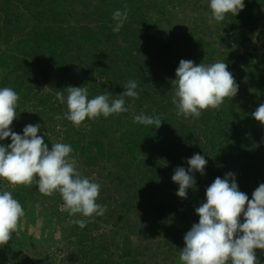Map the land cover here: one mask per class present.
Masks as SVG:
<instances>
[{"label": "trees", "instance_id": "16d2710c", "mask_svg": "<svg viewBox=\"0 0 264 264\" xmlns=\"http://www.w3.org/2000/svg\"><path fill=\"white\" fill-rule=\"evenodd\" d=\"M15 1L21 0L0 1V14H4V25H0V40L4 39V43H11L13 36L9 27L18 24L17 19L14 23L12 21L11 4ZM24 1L40 18L39 26L34 29L36 35L25 34L16 39L20 46L16 49L2 50L0 45V66L5 70L10 69V72H19L20 78L14 81L16 89L13 87L18 95L23 76H37L33 74L34 65L30 61V57L35 59V56L37 60L47 58L56 63L52 72L56 75H59L57 70L65 73L66 88L86 87L89 99L105 94V91L112 94L109 100L112 97L116 99L125 91V84L132 80L137 82L139 99L125 98L127 112L107 118L100 116L86 119L83 122L85 124L77 128L66 119L68 109L64 102L59 103L63 130H57L53 123H46L52 118L40 119L49 134L39 132L38 135L44 138L49 150L52 143L70 144L73 149L71 158L81 160V164H77L78 168H82L78 170L80 173L83 168L100 165L102 161L109 162L110 170L116 168V172L111 174L113 179L109 180L110 186L100 185L97 203L108 206L118 200L112 190H116V195L128 193L127 199L131 202L118 203L116 212L119 207L120 213L116 216L124 221L127 214L134 213L136 218L129 225L133 229H137L138 225L140 228L138 234L141 238L137 241L123 231L118 234V238L109 240L103 232L99 236V243L89 245V241L94 240L90 223L102 216L91 218V222L84 228L71 224L70 234L76 236L77 264H177L180 259H177L176 252L173 255L167 248L172 247L173 244H170L173 239L178 242L181 238L184 242V235L193 224L198 223L199 216L195 209L205 202L202 197L206 196V188L215 178H224L226 173L241 163L246 177L252 175V178L259 179V184L264 183V168H260L261 171L258 169V160L262 155L252 151L254 142L264 144V136L263 139L261 137L263 125L252 116L264 104V72H260L264 68V56H260L256 62L247 53H239L237 57H232L230 53L241 29L248 26L250 31L254 30V22L264 14V0H244L245 7L238 15L228 13L223 21L216 22L213 19L211 23L210 0L205 5L202 2L206 0ZM66 3L73 4L74 8H64ZM188 3L194 6L193 9L204 7L207 21L203 17L192 16V28L188 26L191 24L189 21L183 22L184 25L176 24V13L183 11ZM117 10H127V20L130 21L126 20L118 33L113 31L116 24L113 13ZM70 19L75 25L67 33L63 32V26L42 25L43 29L40 26L43 21L59 25ZM3 29L5 32L8 30L6 37ZM118 35L123 37L126 42L124 45L120 41L116 42ZM35 48L40 51V55H29L30 50ZM181 59L191 60L197 65L226 63L239 86L237 95L226 98L219 109L203 111L199 118L178 116L177 106L172 103L175 91L172 81L176 78V69ZM41 74L48 78L50 73L41 71ZM0 82L4 86L6 79ZM21 97L20 102L25 106L24 99L28 97L26 94ZM41 102L56 103L49 97ZM130 107L137 108L134 115ZM140 113L159 117L162 120L161 126L155 128V125L135 123L134 117ZM18 134L23 135V131ZM10 143V138L0 140V146L6 147ZM259 152L264 153L262 150ZM197 153L212 164L205 179L199 180L200 173H195L196 185L188 189L187 199H182L175 195L179 185L172 180V176L177 167L187 169V160ZM252 178H248L247 185H240V181H236L239 190H255ZM153 189L158 192L165 189L167 195L155 200ZM10 191L25 211L31 202L44 203L43 198H46L54 203V213L65 216V212L59 210V203L63 200L58 193L45 196L39 192L35 183L31 186L12 187ZM146 199L149 203L154 202L156 207L147 208L142 203ZM133 208L137 212L131 211ZM152 210L156 217L150 216ZM72 219L88 218L77 214ZM161 224L166 229L162 230ZM45 225L48 227L50 223L46 221ZM20 234L24 238L14 233L8 244L0 246V253L3 254L0 257H4V264H25V260H19L20 253L22 247L30 249L31 245L26 239V233L21 231ZM46 239L34 243V254L42 255L43 249L40 247ZM113 246L119 251L116 258L111 250ZM149 248L153 250L148 256ZM256 252L264 253V250L257 249ZM46 259L41 261L54 264L51 259Z\"/></svg>", "mask_w": 264, "mask_h": 264}, {"label": "clouds", "instance_id": "9594fccd", "mask_svg": "<svg viewBox=\"0 0 264 264\" xmlns=\"http://www.w3.org/2000/svg\"><path fill=\"white\" fill-rule=\"evenodd\" d=\"M209 7L211 23L213 19L223 21L228 13L238 15L245 4L244 0H210ZM127 19V10L115 11L113 31L118 33ZM172 87L175 89L172 103L177 106V115L199 118L203 111L219 109L226 98L235 97L239 86L224 62L197 65L181 59ZM124 89L110 102L112 94L107 91L89 99L86 87L68 86L64 89L67 92L66 119L78 128L86 119L127 112L125 98L139 99L137 82L129 81ZM19 99L11 87L0 88V140L11 139L8 146H0V180L7 181L13 188L35 183L45 196L59 193L63 200L62 211L88 218L72 219L68 223L86 227L91 218L103 216L107 210L106 205L97 203L100 184L81 175L77 161L70 158L73 153L70 144L52 143L49 150L44 138L38 135L40 124H28L23 135L11 130L10 126L17 119ZM56 99L64 103V92L58 91ZM252 116L264 125V104ZM134 122L159 128L162 120L141 113L134 117ZM207 163L205 157L197 153L187 160V169L174 170L172 180L179 185L178 197L187 199L188 189L196 185L195 173L204 175ZM195 212L199 221L184 235L185 247L179 256L182 264H260L256 250H264V183L249 199L239 190L235 174L228 172L224 178H215L206 188V202ZM24 217L25 210L12 192H0V246L8 244L12 235L22 230Z\"/></svg>", "mask_w": 264, "mask_h": 264}, {"label": "rangeland", "instance_id": "374dc122", "mask_svg": "<svg viewBox=\"0 0 264 264\" xmlns=\"http://www.w3.org/2000/svg\"><path fill=\"white\" fill-rule=\"evenodd\" d=\"M207 2L208 1L206 0V2H202V4L203 3L204 5L208 4ZM11 7H12L11 9L12 21L14 23L15 19H17L18 24H16V26L9 27V32L11 31L10 33L13 36L11 43H4L5 42L4 39L0 40L1 41L0 45H1L2 50H6V49L8 50L9 48L16 49L17 46L20 47L17 44L18 43L17 40L20 37L24 36L25 34L27 35L32 34L35 36L36 35L35 30H34L35 26L36 27L39 26V20H40L39 16L37 15L35 11L33 12V9L29 6V4L26 1L24 0L15 1L13 4H11ZM63 7L69 10L74 8L73 4L69 5V3L68 4L66 3L65 5H63ZM193 7L194 6H192L191 3H188L187 7L185 5L183 11L176 13L177 18L174 19L175 23L176 24L179 23L178 25H184L185 23L183 22L189 21L188 23H191V24H188V26L192 28L191 25H194L191 19L192 16L203 17V20H205L204 13L206 9H203L204 7L202 8L199 6L196 9H193ZM205 21H207V19ZM126 22H130V21L127 20ZM0 25L1 26L4 25V14L3 13L0 14ZM42 25H44L43 27H46V25H50L53 27L63 26L64 27L63 32L67 33L71 30L70 29L71 27H74L75 22L72 19H70V21L68 22L56 25L54 23H50V22L47 23L46 21H43L40 25L41 29H43ZM253 25H254V30L252 31H250L247 26L238 32L239 38L232 45L230 49V53L232 57H237L239 53H242V54L247 53L249 56H252V58H254L257 62L260 56H264V14H262L259 20L255 21ZM202 26L204 27L205 25H202ZM41 29L40 31H42ZM7 31L5 32L3 29L4 37L7 36ZM117 41H120L121 44L123 45L126 43L123 41V37L121 35H118V39L116 40V42ZM109 50L107 52H110ZM222 50H225V48H222ZM29 53H30L29 55L31 54L40 55V51L37 50L36 48L33 50H30ZM37 59L38 58L36 56H35V59L34 57H30V61L34 65L33 74L37 76L36 77L30 76V75L23 76V80L21 83L22 87H21V91H19V96L21 97L22 94H26L28 99H24L25 106L22 105V103L20 102V99L18 101L19 106L16 109L17 119L14 120L13 124L10 126L11 130L16 133H21L24 127L27 126L28 124H32V125L40 124L41 125L40 132L49 134V131L45 130V127L43 126V123L40 120L41 118H43L44 120H46V118H52L51 121L48 120L46 123L47 124L49 123L51 125L53 123V125L56 126L55 128L59 131L64 129V127L61 124L63 115L61 116L60 111H59L60 109L59 103L61 102L60 101L57 102L55 101V99H56V93L58 91H63V88L64 87L66 88L67 86L66 81H65V73L63 71L57 70L59 75H56L52 72V67L56 66L57 65L56 63L49 61L47 58L45 60H41V59L37 60ZM263 67H264V64H263ZM41 71L50 73L49 77L44 78L43 74H41ZM260 72H264V68ZM18 75H19V72H15V70L10 72V69L5 70L0 66V81L2 80L5 82V79H6V84L4 86H1V82H0V88H3V87H11L12 89L13 87L15 88L14 81L20 78L18 77ZM31 77L34 78V80H30ZM59 85L60 87H58ZM20 92H21V95H20ZM47 97L51 98L52 102H56V103H54L53 105L52 103L44 104L45 102H41V100ZM114 99L115 98L112 97L110 99V102L111 100H114ZM65 102H66V96H65ZM130 109H131L130 112L132 113V115H134V113H136L135 109L137 108L130 107ZM22 121H24L23 125L21 124ZM84 124L85 123H82V125ZM255 135L257 136V132ZM263 136H264V125L261 131L262 139H263ZM254 143L252 145L253 153L262 155L260 160H258V165H259L258 169L261 171V169L264 168V153L259 152V150L264 151V144L262 142L260 143V141H258L257 144H254ZM205 159L207 160V158ZM76 161H77V164H81L80 162L81 160L78 159ZM211 164L212 163L208 161L205 167V174L204 175L200 174L199 180L205 179L208 176L209 167ZM104 165H106V167ZM109 167H110L109 162L102 161L100 165H94L88 168L87 167L83 168V170L81 171V175L83 177L90 179L92 182L99 183L100 185L103 184L104 187H107V186H110L109 180L113 179V176L111 175L112 172H116V168H113V171H112L110 170ZM80 169L82 168H78V170ZM243 169H244V166L241 163H238V165L236 166V169L231 170V172L235 174L236 181H240V185H247V182L249 181L248 178H252V175H249L250 177H246V174L244 173ZM260 179L262 180L261 177ZM258 180L254 179L253 185H255V189L260 185L259 184L260 182ZM10 189H12V186L9 185L7 181L0 180V192L4 190L10 191ZM112 191H114V197L117 198L118 200L113 201L112 205L107 206L108 211H106V213L102 216V218H95L90 223L92 227L91 234L94 240H90L89 245H93V244L96 245V243H99V236L103 232L105 233V236H107L109 240H111L112 238H116V237L118 238L119 237L118 234L121 231L129 233L130 237L132 239H136V241L139 240V238H141V236L138 234V232L140 231V228H138L139 225L137 226V229L135 227L134 229L130 227L131 221H133L136 218L134 213H132L131 215L127 214V216L125 217V220L126 218H129V221H126V222H124L125 220L122 221L121 219H118V217L116 216V214L119 215L120 213L119 207L116 212V205L118 203L131 202L130 200L127 199L128 193H122V194L116 195V190H112ZM240 191L246 193L249 199H251L252 193L254 192V188H252L250 192L246 190L245 188ZM166 195H167V192L165 191V189L161 190L160 192L156 191L155 189H153L152 191V196H154L155 200L163 198ZM169 197L170 196H167V198ZM202 199H204V201L206 202V196L203 195ZM43 200H45L44 203H41L40 201L31 202L28 206L27 211H25V217L22 220V230H20L18 234L20 235L19 236L20 238H24V236L20 234L21 231H24L27 235L26 239H28V242L30 243L31 247L30 249L25 248V246L22 247L23 251L20 253L21 256L19 260L20 259L25 260V264H45L41 260L42 259L47 260L46 258H48V259H51V261H53L54 264H72V263L77 264L78 261L75 260V257L77 255V247L75 246L76 244L74 242V240L76 239V236H74L75 234L74 235L70 234L71 224L68 223L71 220L72 216H70L67 211H64L65 216L62 214L54 213L53 211L54 203L49 201L46 198H43ZM142 203L145 204L147 208L156 207L154 202L149 203L147 199H146V202L142 200ZM62 207H63V202H60L59 210H61ZM131 211L137 212L136 208H133ZM151 212L152 213H150V216L156 217V215L154 214V210H152ZM52 214H55V215L50 217V215ZM46 221L47 223H50L48 227H46L45 225ZM161 226L163 227L162 230L166 229V227L163 224H161ZM135 229L137 231L134 232ZM46 237L47 239L44 241V243L40 247L41 249H43L42 255L38 256L34 254L33 253L34 243ZM156 238H159V237H156ZM163 238H164V235H162V239ZM170 245H172V247L167 248L168 252L172 253L173 255H174V252H176V255L178 256L177 259H179L180 252L185 247V243L182 242V239L180 238L178 242L176 239L175 241L173 239ZM149 249H148V256L152 254L151 250H153V249H150V250ZM111 250L114 252L115 258H116V254L119 251L116 250L115 246H113ZM47 254L49 255L48 257H46ZM1 256H3V254H1ZM256 256H257V259L260 261V264H264V253L256 252ZM70 257H73L74 259H71L72 261H70L69 260ZM174 257L175 256H171V258H174ZM3 259L4 257L2 258L0 257V262H2V264H4ZM8 263L9 262H6V264ZM177 264H182V261L178 260Z\"/></svg>", "mask_w": 264, "mask_h": 264}]
</instances>
